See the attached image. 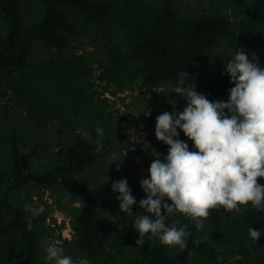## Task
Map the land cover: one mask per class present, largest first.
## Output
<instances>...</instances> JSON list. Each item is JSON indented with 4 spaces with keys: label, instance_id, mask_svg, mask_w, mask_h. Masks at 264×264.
<instances>
[{
    "label": "trees",
    "instance_id": "obj_1",
    "mask_svg": "<svg viewBox=\"0 0 264 264\" xmlns=\"http://www.w3.org/2000/svg\"><path fill=\"white\" fill-rule=\"evenodd\" d=\"M221 1L233 7L236 15L241 14L240 20L223 12L183 16L169 0L161 4L150 0H40L39 17L28 23L21 0H0V13L8 25L7 31L0 26V88L16 78L12 82L14 93L38 130L55 120H66L69 103L77 109L73 105L78 95L77 82L92 77L94 70L89 58L72 52L80 35L77 20L69 16L74 11L98 30L93 41L102 44L104 57L98 62L102 81L116 82L122 88L135 82L149 88L165 87L167 98L179 113L186 107L185 99L174 93L169 84L175 85L178 73L184 70L193 78L191 82L198 93L213 102H227L234 84L224 68L234 54L214 55L209 69L198 76H194V70L223 38L236 51L245 49L255 39L261 41L254 56L264 68V0ZM40 45L48 48L41 56L37 53L38 48L42 49ZM33 77L53 80L59 85L57 89L69 95V101L58 95L45 99L40 87L32 85ZM80 95L83 115L100 125L106 124L107 98L88 94L86 89ZM164 112L152 110L149 118L156 123V117ZM178 132V138L189 145L190 151L194 150L193 142L181 130ZM96 141L82 133L75 134L71 143L55 156V162L40 170L35 159L42 144L24 148L19 132L13 131L9 155L4 168L0 167V264H48L42 258L40 240L45 216L34 217L33 228L28 231L30 213L13 199L15 193L29 186L57 189L71 203L80 205L73 214V242L76 251L90 264H264V211L250 206V210L242 208L239 212L212 210L201 230L182 214H174L168 225H187L191 233L184 251L151 241L137 247V237L119 239L110 250L104 249L98 210L117 204L119 193L111 190L112 183L92 186L79 175L112 153L109 140H102L103 148L97 153ZM148 141L157 152L167 155L169 146L158 141L155 133ZM251 227L261 232L256 243L248 234Z\"/></svg>",
    "mask_w": 264,
    "mask_h": 264
},
{
    "label": "clouds",
    "instance_id": "obj_2",
    "mask_svg": "<svg viewBox=\"0 0 264 264\" xmlns=\"http://www.w3.org/2000/svg\"><path fill=\"white\" fill-rule=\"evenodd\" d=\"M224 73L234 84L229 89L227 102H213L198 93L191 82L193 78L184 70L178 73L175 85L169 84L174 93L185 99L186 107L179 113L173 107L171 113L166 111L156 117L155 137L169 147L164 160L155 155L148 178L140 181L146 198L139 201V207L146 214L133 215L132 206L137 201L126 179L112 182L111 190L119 193L116 199L120 202V211L135 217L133 227L139 233L137 247H142L148 236L158 238L162 246L184 251L191 235L187 225L177 227V222L165 223L176 213L201 230L212 210L264 211V186L258 183V179L264 178V68L259 66L257 57L253 55L250 59L239 48ZM144 114L149 116L151 110L147 108ZM178 129L193 142L194 150L190 151L189 145L178 138ZM94 131L97 134L95 151L99 153L103 148L104 129L97 126ZM129 136L141 142L134 129L129 130ZM143 143L146 149L150 148L147 141ZM109 159L119 170L123 160L118 161L116 153H111ZM108 180L107 176L105 182ZM81 204L83 207L82 201ZM24 209L30 213L27 230L31 231L32 219L40 213L28 203ZM248 234L255 243L261 236L252 227ZM41 247L48 264H90L87 258L74 261L65 255L54 238L43 240Z\"/></svg>",
    "mask_w": 264,
    "mask_h": 264
},
{
    "label": "rangeland",
    "instance_id": "obj_3",
    "mask_svg": "<svg viewBox=\"0 0 264 264\" xmlns=\"http://www.w3.org/2000/svg\"><path fill=\"white\" fill-rule=\"evenodd\" d=\"M158 4L168 0H150ZM183 16H195L203 14H217L223 12L240 20L241 14L234 12L233 7L227 6L221 0H169ZM22 10L28 23L35 21L40 14V0H21ZM70 18L77 20L80 28V35L75 39L72 52L76 55H85L90 59L94 75L86 79L79 80L77 85L78 95L74 100L75 109L70 103V113L66 120H55L42 129H36L33 123H30L27 116L28 111L25 106L17 99L12 88L11 79L2 88H0V167L4 168L6 157L9 155L10 140L14 130L19 132L22 145L24 148H31L36 144H42V151L35 159V165L38 169L43 170L50 167L55 162V156L66 148L77 133H82L91 140H97L95 127L99 126L104 129L102 140H109L112 144V153L117 154V160L123 162L119 170L112 160L106 157L98 165L91 169L84 170L79 175L82 180L92 186H105L114 181L126 179L131 189L132 195L137 203L132 206L133 215L146 214L145 210L139 207V201L146 198V194L140 187V181L148 178L149 168L155 155L159 154L161 160L167 155L160 154L153 147L145 148L144 141L155 133V122L151 121L149 116L144 113L147 108L152 110L173 111L177 109L167 97L165 87H146L141 82L128 84L122 88L116 82L107 83L99 78L101 70L98 62L103 59L101 46L93 41L95 34L98 32L95 25L90 23L84 16L77 12H70ZM0 26L2 30L7 31V22L0 13ZM262 45L259 40H253L245 49V53L252 58L258 48ZM37 53L41 56L47 49L40 45ZM228 43L227 38H223L216 48L207 53L200 64L195 68L194 76H198L204 70L211 66V59L214 55L235 54ZM36 53V54H37ZM34 69V68H33ZM32 69V70H33ZM31 70V71H32ZM30 73V72H29ZM37 75V73H36ZM19 79V77H17ZM45 78V77H43ZM40 79L41 81H35ZM80 82V83H79ZM31 83L39 86L42 90V96L47 99H54L58 96L69 101V95L61 92L56 88L53 80H45L33 77ZM36 84V85H35ZM86 89L88 94L96 95L99 98H107L106 116L107 123L100 125L91 121L82 110V95L80 92ZM70 93V92H69ZM73 93V94H76ZM71 94V93H70ZM87 97V96H85ZM72 101V99H70ZM134 129V133L141 137V142H135L129 136V130ZM112 164V165H111ZM0 168V169H1ZM3 170V169H2ZM107 176L109 180L105 182ZM105 182V183H104ZM259 183L264 184V178L258 179ZM13 199L19 204H30L33 208L39 210L40 214L45 216V220L40 226L41 242L46 239L54 238L58 246L64 249V254L71 256L74 261L84 258L76 251L74 245L73 214L76 213L80 205L71 203V200L61 191L54 188H41L38 186H29L14 194ZM169 204L171 201H167ZM119 203L100 208L98 210L99 219L102 226L103 248L110 250L119 239L127 240L129 237L139 238V233L134 229V216H126L119 209ZM162 214L166 211L162 209ZM173 216V215H172ZM168 217L165 223H170ZM118 217V219H116ZM115 221V222H113ZM151 241L159 243L158 238L149 239L145 237V242ZM172 249V248H171ZM173 250V249H172ZM41 255L44 260L45 252L41 247ZM45 263H48L44 260Z\"/></svg>",
    "mask_w": 264,
    "mask_h": 264
}]
</instances>
